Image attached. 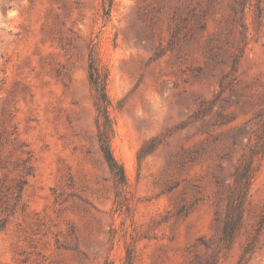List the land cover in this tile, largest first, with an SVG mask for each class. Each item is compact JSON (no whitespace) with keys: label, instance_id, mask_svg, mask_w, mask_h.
Segmentation results:
<instances>
[{"label":"rangeland","instance_id":"374dc122","mask_svg":"<svg viewBox=\"0 0 264 264\" xmlns=\"http://www.w3.org/2000/svg\"><path fill=\"white\" fill-rule=\"evenodd\" d=\"M0 0V264H264V0ZM107 71L116 184L97 144ZM251 179L221 239L235 173Z\"/></svg>","mask_w":264,"mask_h":264},{"label":"trees","instance_id":"16d2710c","mask_svg":"<svg viewBox=\"0 0 264 264\" xmlns=\"http://www.w3.org/2000/svg\"><path fill=\"white\" fill-rule=\"evenodd\" d=\"M111 3L112 0H105L103 2L102 10L104 15L109 13ZM87 77L94 93L98 147L116 184H125L124 168L115 158L110 147L114 128L108 112L109 97L106 92L107 71L99 64L93 49L88 53ZM243 166L240 172L235 173L234 190L227 194L226 203L221 213L220 234L225 244L231 242L240 225L244 211V202L252 177L250 166L248 164ZM123 264H133V253L130 248H126Z\"/></svg>","mask_w":264,"mask_h":264}]
</instances>
